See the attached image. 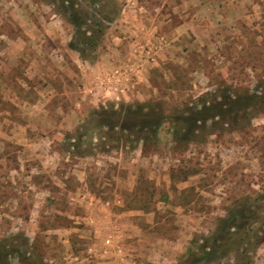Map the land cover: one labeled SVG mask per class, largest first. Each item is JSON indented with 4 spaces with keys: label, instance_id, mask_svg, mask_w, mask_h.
I'll list each match as a JSON object with an SVG mask.
<instances>
[{
    "label": "rangeland",
    "instance_id": "1",
    "mask_svg": "<svg viewBox=\"0 0 264 264\" xmlns=\"http://www.w3.org/2000/svg\"><path fill=\"white\" fill-rule=\"evenodd\" d=\"M50 1L0 0V58L13 43L23 57L0 59V256L65 264L105 237L111 213L168 251L171 263L158 264H235L244 249L264 264V0H115L97 49L65 70L44 61L74 32ZM45 6L62 19L57 39L24 33L11 14ZM135 104L162 116L155 135L93 115ZM189 116L196 127L176 137ZM94 208L102 219L92 223ZM238 212L249 227L233 239L248 231L245 244L186 254L214 245L220 219Z\"/></svg>",
    "mask_w": 264,
    "mask_h": 264
},
{
    "label": "trees",
    "instance_id": "2",
    "mask_svg": "<svg viewBox=\"0 0 264 264\" xmlns=\"http://www.w3.org/2000/svg\"><path fill=\"white\" fill-rule=\"evenodd\" d=\"M50 4L54 7L56 12L66 19V21L73 27V37L70 40L68 47L76 51L83 59L87 56L89 51L97 49L102 38H104L105 32L108 28L105 22L111 23L118 14V3L115 0H51ZM106 7H110V9L115 10V12L110 13V11H104ZM125 113L130 115L132 119L122 118L126 116ZM93 115L98 117L101 126L110 125L111 128L117 127L123 132L128 129L137 132L144 131L147 132L149 136L156 134L162 122V116L158 113L156 119H146V117H148V111L143 104L121 106L119 109L100 108L95 110ZM107 117H110L109 120ZM113 119H116L117 121L114 123L112 121ZM194 119L193 116L183 118L181 126L174 123V135L179 137L183 125H187L188 128L185 133L189 134L188 132H191L193 127H196V120ZM109 122L113 123L111 124ZM186 134L184 135L185 137L187 136ZM243 216L244 213L238 212L232 217L220 219V232L222 231V233H220V236L215 237L214 245H208V240H206L204 244L197 246L195 245L196 243H193L192 241L191 243L193 244L187 250L186 254L190 257H195L197 254L196 258L202 260L211 258L215 254L214 251L219 252L220 246L226 245L228 248L231 246L230 250L232 251L234 246H239V242L245 244L248 241V238L253 236V234L249 235L248 231H246L243 236L236 238V241L233 239V232H235V230L242 232L244 227H249ZM238 217H241L240 219L242 220L238 221ZM16 253L18 254V251H13V254ZM234 254L236 260L235 264H251L247 250L244 249L239 253H236L235 251ZM201 255L202 257H200ZM223 256L225 258L227 257V255H221L218 256V259L215 258V261L220 262ZM25 258L28 261L29 256H26ZM37 259L38 258L36 257L33 261H20L19 264H37ZM0 264H9L6 257L0 256Z\"/></svg>",
    "mask_w": 264,
    "mask_h": 264
},
{
    "label": "crops",
    "instance_id": "3",
    "mask_svg": "<svg viewBox=\"0 0 264 264\" xmlns=\"http://www.w3.org/2000/svg\"><path fill=\"white\" fill-rule=\"evenodd\" d=\"M7 1L10 3L14 0ZM34 5L38 6V4ZM46 9H48L49 13L47 11H43V15L42 9L38 7H35L34 14L29 12L28 9L24 11L20 9L19 11L22 12L24 18L21 17L22 14L20 15L15 8L11 9L12 13L11 11L10 13L24 33L27 34L29 32L33 34V31L35 30V32H39L44 38L57 39L60 36V32L63 30L62 19H60L59 16L53 12L51 7ZM28 21L30 23H28ZM66 35L67 33L65 36ZM15 41L17 40H14V42ZM69 41L70 38H66V41H64L65 43H56V47L51 45L48 49L49 52L47 56L49 61L45 59V63H52L55 60V62L58 64L57 66L64 69L70 63L74 64L75 62L79 61L80 59L77 56V52L68 47ZM12 47L13 50L11 49L10 51L9 47L6 46L5 50L3 49V52L4 54L7 53V57L5 55L2 59L0 58L1 62L5 64L6 67L9 66V61L7 60L8 57L12 59V66H14L13 64L20 63L23 59L20 43H13ZM59 51L60 53H58ZM37 62L42 63L41 60L36 61V63ZM30 64H34V61H30ZM113 77H115V75H113ZM96 206L94 207L96 208ZM95 208L94 210H91V215L88 217L92 223L102 219L100 214H98L101 208ZM104 217L103 218L105 220H103V223L108 225V231L105 233V237L100 239V241L92 242L91 246L82 251L80 255L72 254L71 256L66 257L65 264H142V258H144V261L150 264H158L160 262L162 263L163 261L161 260L163 259L164 261L166 260L168 263H171V255L168 254L167 256L168 251L161 249L157 240L155 241L150 236L148 237V235H150L149 233H142L141 229H139V227H137L134 223V220L132 221V217L129 218L130 223L128 226H130V228L126 229L123 226L124 224L122 225L121 223L116 222V218H119L116 215L110 213ZM133 219L135 218L133 217ZM145 222L147 224H151L149 219H145ZM136 227L140 230L138 231L140 233H136ZM167 241L169 243H174L171 240H167L166 238H161L160 243ZM145 246L149 249L143 253L140 248ZM173 260H175V257H172V261Z\"/></svg>",
    "mask_w": 264,
    "mask_h": 264
}]
</instances>
